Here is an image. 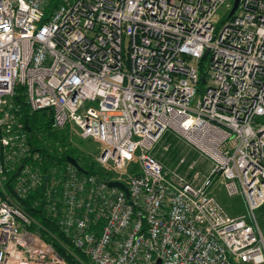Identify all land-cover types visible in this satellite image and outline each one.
Segmentation results:
<instances>
[{"label":"built area","instance_id":"1","mask_svg":"<svg viewBox=\"0 0 264 264\" xmlns=\"http://www.w3.org/2000/svg\"><path fill=\"white\" fill-rule=\"evenodd\" d=\"M235 1L0 0V264H264V0L230 16ZM17 97L99 142L110 177L71 164L44 175ZM168 132L206 175L154 155ZM214 179L244 215L227 213ZM39 191L61 251L21 205Z\"/></svg>","mask_w":264,"mask_h":264},{"label":"trees","instance_id":"2","mask_svg":"<svg viewBox=\"0 0 264 264\" xmlns=\"http://www.w3.org/2000/svg\"><path fill=\"white\" fill-rule=\"evenodd\" d=\"M55 0H52L54 2ZM16 104L21 105V113L24 120L30 121V126L32 131L29 133V142L32 148L33 153H38L42 159L41 171L44 175L50 176V171L53 168L65 167L69 163L66 161L67 156L75 157L76 160L88 171L87 175H96L104 178L110 176L93 163L88 164L85 161H82L81 158H78L75 155V150L70 147L68 143V137L62 135L60 137V131L63 130H54L53 129V118L48 117L47 111H41L35 114H30L28 106L24 102V99L21 97L16 98ZM66 136V137H65ZM80 175H85L80 173ZM16 174L8 176L6 188L13 194V183L15 180ZM43 196V191H39L36 194L30 195L27 199L21 201L23 209L33 216L39 224L43 226L46 232L50 233L57 239V241H52L47 238V234L41 232L40 235L48 243H51L58 251H61V243L64 240L63 234L59 231L58 227L54 222L47 218L42 209L35 207L36 203ZM264 209V207L262 208ZM32 231H37V228L34 226L31 228ZM40 232V231H39Z\"/></svg>","mask_w":264,"mask_h":264},{"label":"rangeland","instance_id":"3","mask_svg":"<svg viewBox=\"0 0 264 264\" xmlns=\"http://www.w3.org/2000/svg\"><path fill=\"white\" fill-rule=\"evenodd\" d=\"M207 68V62L205 63V70ZM201 87H206L201 84ZM201 95L198 94L197 97L192 101L191 108H194L200 99ZM86 107H95V104L87 103ZM60 137L66 135L68 137V143L71 148L75 150V155L81 158L88 164L93 163L97 167L101 168L96 162L97 158L102 152L101 144L93 139H82L77 135H71L70 127L60 131ZM65 136V137H66ZM170 146L169 151L165 152V147ZM154 155L162 160L163 163L171 170H178L180 174H186L189 172V166L193 163L197 164L195 171H191L192 174L196 172H203L204 175L208 173V167L203 162V159L196 152L188 148L183 142L176 139L175 136L168 132L162 140L156 145ZM185 158L186 163L179 167L180 160ZM132 174H137L140 170L138 164H131L129 168ZM206 173V174H205ZM214 185L211 188L212 194L216 197L219 203L227 211V213L232 217H238L246 213V206L240 197H229L223 188L218 184L217 179H214ZM257 218L259 226L264 239V211L257 212Z\"/></svg>","mask_w":264,"mask_h":264},{"label":"water","instance_id":"4","mask_svg":"<svg viewBox=\"0 0 264 264\" xmlns=\"http://www.w3.org/2000/svg\"><path fill=\"white\" fill-rule=\"evenodd\" d=\"M238 5H239V0H236L234 8L232 9V11L230 13V16L234 15V13L236 12V10L238 8ZM208 53H209V51L206 52L205 57L208 55ZM25 126H26L27 131L30 133L32 131V128L30 126V121L28 119L25 120ZM66 161H67V163L74 166L78 172L85 174V175L88 174V171L76 160L75 157L67 156ZM44 181H45V186H44V189H45L46 183L48 182V176H44ZM109 186L111 188H118V189L122 190L126 194L127 199L130 198V191L125 184L118 182V181H111V182H109ZM159 264H160V262H159Z\"/></svg>","mask_w":264,"mask_h":264},{"label":"crops","instance_id":"5","mask_svg":"<svg viewBox=\"0 0 264 264\" xmlns=\"http://www.w3.org/2000/svg\"><path fill=\"white\" fill-rule=\"evenodd\" d=\"M164 164H165V163H164ZM165 165H166V164H165ZM166 166H167V165H166ZM207 170H208V169H207ZM259 211H264V209H260ZM259 211H258V212H259Z\"/></svg>","mask_w":264,"mask_h":264}]
</instances>
